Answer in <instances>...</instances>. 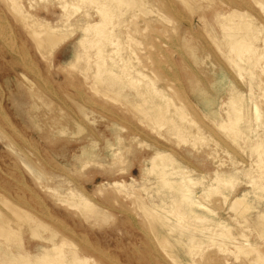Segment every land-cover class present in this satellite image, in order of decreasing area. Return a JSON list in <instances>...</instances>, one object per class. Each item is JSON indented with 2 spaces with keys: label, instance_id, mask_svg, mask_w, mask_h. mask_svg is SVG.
<instances>
[{
  "label": "rangeland",
  "instance_id": "obj_1",
  "mask_svg": "<svg viewBox=\"0 0 264 264\" xmlns=\"http://www.w3.org/2000/svg\"><path fill=\"white\" fill-rule=\"evenodd\" d=\"M15 1L23 10L63 28L68 38L51 53L39 52L35 40L17 20L18 12L11 3L0 0V27L10 30L0 29V209L11 214L7 205L1 204L8 200L33 217L31 224H23L19 230L22 248L19 238L5 242L0 236V246L7 255L35 253L36 249L37 255L64 237L74 247L64 244L61 253L70 257L75 248L90 258L87 264H214L207 257L213 250L223 264H250L257 252L246 254L235 246L259 243V249L264 248V237L259 236H264V71L254 69L257 73H251L246 56H242L241 68L232 65L238 57L223 41L227 28L216 17L228 8L244 12L236 22L250 19L256 35L252 44L264 55V0H216L214 7L198 9L173 0L177 10L167 13L170 20L164 23L156 19L151 23L155 30L150 28L156 31L159 27L155 33L148 28L135 35L138 45L143 44V48L137 45L146 58L141 57V63L149 66L143 70L147 75L143 79L168 99L161 101V110L170 117L163 122L138 113L131 103L133 90L129 86L121 84L116 92L109 80L94 82L95 48L82 43L79 26L85 13L96 15L95 9L84 4L80 11L65 10L62 0ZM157 3L152 5L154 10H159ZM140 14L145 18L149 13ZM8 40L15 41L21 54L5 45ZM261 62L264 65V59ZM123 77L128 79L126 74ZM105 90H110L106 97ZM236 94L242 95V103L234 106L230 99ZM177 107L188 118L174 112ZM32 113L37 116L35 122ZM156 151L161 162L154 157ZM184 177L188 180L183 184L190 190L187 197L182 189L164 182ZM137 195L142 203L171 215L163 222H169L172 233L163 223L156 229L150 226L138 210L139 203L135 204ZM236 199L241 209H247L238 216L235 209L228 208ZM83 206L92 209L83 210ZM94 212L102 214L92 220ZM41 221L46 226L37 227L40 236H35L29 226ZM157 233L165 234L180 248L177 256L183 262L168 252ZM192 239L202 244L203 250L190 251ZM3 255L0 252V264L13 261L14 255Z\"/></svg>",
  "mask_w": 264,
  "mask_h": 264
},
{
  "label": "bare ground",
  "instance_id": "obj_2",
  "mask_svg": "<svg viewBox=\"0 0 264 264\" xmlns=\"http://www.w3.org/2000/svg\"><path fill=\"white\" fill-rule=\"evenodd\" d=\"M4 1L6 3H8V5H9V3H11V5H12L11 7L18 12L17 13V16H16L18 18L17 20L21 23V25L24 28L27 29L28 34L33 38V39L32 38L31 39L32 40H35L34 41V44H37V47L39 49V52L44 53L45 51H49V52L50 51H53L54 50V47L57 46L60 41L62 42L64 38L66 39V37L68 36V33L67 32H63L62 31L63 28H58V26L57 25H54L50 20L39 18L38 16H36V14L30 13V12H27V11L23 10L22 9V6L19 3H17L15 0H4ZM203 1H206V3L203 2ZM215 1L216 0H180L179 2H182L183 4L189 6L190 8H196V9H198V8H205V7H214L215 5H217V4H215ZM155 2H160V4L157 3L160 6L159 7V10H158V8H156V10L158 11V13L156 15L154 14L157 18H154L152 16L153 12L156 11L152 7V5L154 6ZM258 2H261V1H258ZM84 4H87L88 6L92 7L93 10L95 9V11H96V15H94V14L91 15L89 13H85V15H84L85 16L84 17L85 19H81V21H84V23L79 26L80 29H81V31H82V33H83L82 43H84V44L85 43H89L92 48H95V53L93 54V58L94 59L92 61V64H93L92 66H94V75H95V78H96V79H94V80H96L94 82H97L98 83V81H101V80H103V81L106 80L105 82H107L109 80L111 82L110 87L111 88H115L116 87V92L118 91V87L121 84H123L125 86H129L133 90V98L131 100V103L134 106V108L137 109L138 113H142V117L143 118H151L152 120L157 121V122H163L164 120H169L170 117H168V115L161 110V108H162L161 101L162 100H168L167 97L165 95H163L162 92L159 89H157L154 85H150L149 84V81H146L145 79H143V78H146L147 77V75L144 74L143 70L144 69L147 70L146 68H149V66L146 63H143V62L141 63V59L142 58L143 59L145 58V57H142L143 55L141 53L144 54V52L140 48H137V45H138L139 40H138V38L135 35L137 33H141L140 35H142L143 30L148 29V28H149L150 31H151L150 28H153L155 30V27L151 26V23H153L156 19L162 20V22H164V23L166 22V20H170V17L167 16V13H169V12H173V13L176 12V10H177L176 3L175 2L173 3V0H62V8H64L65 10L66 9H69V8H75V11H76V9L79 10V8L81 6L83 7ZM263 4H264V2H263ZM185 5H183V6H185ZM65 10H64V12L66 13L65 15H66V18H67L65 23H68L70 19L68 17V13ZM140 12H143V14H145V13H149V14L147 16L145 14L144 15L145 18H142V16H141L142 13L140 14L141 17H139V15H138ZM75 13L76 12H73V14H75ZM137 16L139 17L140 21L137 20ZM242 16H244V12H242L240 10H237V9H234V8H233V10H232V8H228V9L224 10V12H223L222 15L219 14L216 17L217 18V22L219 24H221L223 27H226L227 28V30H225V31L223 29V31H224L223 36H222L223 41L226 42L227 46L230 47V49H232L233 52L236 53L235 54L236 57L239 58V60L237 58V60L235 61L236 65L234 63H232L233 66H237L238 65L236 68H239V67L241 68V66H242V64H241L242 56H246L247 59L250 62L249 71L251 73H254L255 74V73H257L255 70L256 69L257 70L260 69L259 72L260 73H263L262 71H264V65L262 64L261 60L264 59V55H263V52H261L258 47H255L252 44V39L255 38L256 35H255V32L252 29V27H253L252 26V23L249 22L250 19H247V18L242 19L241 18V21L238 20L239 22H236V17H242ZM158 20H156V21H158ZM139 22L141 23V25H140ZM116 25H118V29L117 28L115 29V26ZM2 26L3 27H0V29L3 32L4 31L5 32H8V33L10 32V30L7 31V27H5L4 25H2ZM158 28L159 27L156 28V31H157ZM153 29H152V31H154ZM163 29H164V27H163ZM156 31H154V33ZM165 31H166V29H165ZM17 33H19V31H17ZM158 33H159V31H158ZM160 33H161V31H160ZM256 33H257V31H256ZM145 34H148L147 31H146ZM7 36H9V34ZM144 36H146V35H144ZM148 38H150V36H148ZM147 40H149V39H147ZM14 42H10V40H8L7 44H5V45L8 46L11 51H13L15 53L16 52L17 53H20L17 50L18 49V46L17 45L15 46V43ZM134 42H136L137 44L135 43V45H134ZM109 45H111L112 47L110 49H106ZM140 46H142V48H143V44L140 45ZM52 48H53V50H52ZM147 48L149 49V46ZM143 50H147V49L145 48ZM85 55L90 56L91 53H86ZM148 56L150 58L151 55H148ZM146 57H147V55H146ZM116 58H120V59L117 60ZM195 58H197V57H195ZM151 59H152V57H151ZM24 60H25V58H24ZM144 60H146V58ZM231 62H232V60H231ZM13 63H10V64H13ZM23 64H24V62H23ZM13 65H16V64H13ZM239 71H241V70H239ZM259 72H258V74H259ZM124 74L127 75L128 79L126 77H123ZM134 75H137V76L139 75L140 78H138L137 76H134ZM24 77H26V79L28 80V81L26 80V82H29L28 77L27 76H24ZM260 78H262V77H260ZM23 79H25V78H23ZM262 79L261 80L259 79L260 80L259 82L263 83L262 82ZM142 81H144V83H142ZM45 84H47V83L45 82ZM50 84H52V83L50 82ZM263 85H264V83H263ZM99 86H101V83H100ZM94 89H95V87H94ZM48 91H50V90H48ZM98 91H96V93H98ZM109 91L110 90H105V92H104L105 97L107 96L106 95L107 94L106 92H109ZM29 92H32V90L29 89ZM102 93L100 94V96L102 95ZM111 98H113V97H111ZM170 100L171 99H169V101ZM230 100H231V104H233L235 106L238 102H240V100H242V95L236 94ZM36 101H38V100H36ZM39 101L41 102V100H39ZM240 103H242V102H240ZM53 104H52V106H53ZM166 104H168V103H166ZM49 106H47V109H48V107L51 109V105H49ZM33 107L36 108L35 104H33ZM45 108H46V106H45ZM40 109H42V108H40ZM50 109H48V110H50ZM173 109H174V112L177 111L176 113L177 114H180V116L182 117V119L188 118V115L187 114L185 115L184 114L185 112H183V110L181 111L178 107L177 108H173ZM167 110H169V107H168ZM83 111H85V110H83ZM234 111L237 112V109L234 108ZM60 112H61V110H60ZM30 117H31L32 121L35 122V120L37 118L36 114L32 113L30 115ZM62 117H64V116H62ZM236 119L238 121V118H236ZM52 121H54V120H52ZM232 124H233V122H232ZM235 124L237 125V123H234L233 126ZM65 130L67 131V128ZM58 131L61 132V130H58ZM196 134L198 135L199 134V131H197ZM143 143H145V142H143ZM155 155L156 156H154V157L157 158V160L161 158L160 152L159 153L157 152ZM162 155H164V154H162ZM167 156H169V155H167ZM167 156H166V159H167ZM161 159H160V162H161ZM171 159H173V158H171ZM163 160H162V162H163ZM152 161H153L152 164H154V162H155L154 161V158H153ZM166 161H169V160H166ZM84 166H85V164H84ZM155 166H156V164H155ZM154 169H156V167ZM157 169H159V166H157ZM162 170H163V173L162 174H164L165 169H162ZM158 172H161V171H158ZM159 177H161V176H159ZM187 180L188 179L186 177H184V180L173 181L171 179H166V180H164V182H165V184L172 185V186L174 185V186H176V188L182 189L184 191L183 192L184 193V196L187 197L189 195V193H190V190L188 188H186L184 186V184H183L185 181L187 182ZM164 182L161 181V183H164ZM220 182L221 181H219V183ZM161 183H159V184H161ZM5 184H7V183H5ZM165 184H162V185L164 186ZM115 185H118V184L116 183ZM217 185H219V184H217ZM217 185H216V187L218 188ZM163 186H162V188H163ZM164 188H166V187H164ZM20 190H22V189H20ZM28 190H29V188H28ZM4 191H5V189H4ZM7 193H9V192H7ZM127 193H129V192H127ZM127 193H126V195H128V196H131L132 195V194L129 195L130 193L129 194H127ZM131 193H134V192H131ZM19 197H20V195H19ZM223 199L226 200V198H223ZM16 200H18V199H16ZM64 200L67 201V199H64ZM134 200L136 201L135 204L139 203L137 205V206L140 207L138 210H141V212H142L141 214L143 215L142 217H145L147 219V220L145 219L147 222L149 221L150 226L152 225L155 228L156 226L161 225L163 223V225H164L163 227H165V229H167L169 231V233H172L173 227L170 224H168L169 222L168 223H165L167 221L163 222V220L168 219L169 216H171L169 213H166L162 209H154V208L149 207L148 205L142 203L143 200H140L139 197H138V195L136 197H134ZM215 200H212V201H215ZM173 201L176 204H178L175 200H173ZM5 202H6V204L5 203H1V204H4V205H2L4 207H5V205H7L6 207L9 208V211H10L11 214L6 213V212H4L3 210L0 209V236H2V238H6V241L5 242H7V240L10 239L11 237H17V238H19V240H21V242H20V248H22V239H21V236L19 234V232H21V231H19V230L23 227V224H25V225L31 224V222L33 220V217H32V215H31L30 212H28L24 208H21L20 206H18V204L16 205V204H14V203H12V202H10L8 200H6ZM69 202H70V200H69ZM85 202L86 201H84V203ZM72 203H73L72 205H74V202L73 201H72ZM40 206H42V205H40ZM75 206L78 207L77 204ZM26 207H28V206H26ZM73 208H74V206H73ZM203 208H206V207H203ZM228 208H230L232 210L235 209V211H233V212H236V216H238L239 214H243L244 212L247 211V209H241V204H240V202H239L238 199L231 201ZM30 209H33V208H30ZM91 209H92L91 206H86V207L83 206V210H87L88 211V210H91ZM44 211L45 210H43V212ZM133 211L135 212V210H133ZM131 213H133V212H131ZM101 214H102V212H94L91 215V218L90 219H92V220L93 219H96ZM53 218H55V217H53ZM37 220H39V219H37ZM146 221H143V223L146 222ZM216 221H218V220H216ZM219 222H220V219H219ZM62 223H63V221H62ZM155 224H157V225H155ZM239 224H240V222H239ZM39 226L42 227V226H46V225H45V223L43 221H41L35 227L29 226L30 227V231L32 232L33 235L40 236L39 235V231H37V227H39ZM241 227H243V226H241ZM241 227H240V229H241ZM226 229H227V227H226ZM243 230H242V233H243ZM228 231H230V230H228ZM157 235L163 241L164 247L168 250V252L178 262H183L182 259L179 256H177V254L180 253L178 251L180 248L177 249L178 246L176 244H174L172 241H169V239L167 238V236L165 234L160 235V233H157ZM230 236H231V234H230ZM259 236H260V238L264 237L263 234H261V233H259ZM57 237L58 236H56V238ZM211 237H214V236H211ZM234 237L235 236L233 235V238ZM52 240H54V239H52ZM149 240H151V239H149ZM212 241H215V240H212ZM234 242H238V241L235 240ZM85 243H86V241H85ZM179 243L181 244L180 241H179ZM64 244H68V246L70 245L71 247H74V244L73 243L69 242L66 238L62 237V239H60V241L54 240V242H52V245L51 246H45V247H43V251L42 252L40 251V253L37 254V255H35L36 252H37L36 251L37 249L35 250V253L27 252L26 251V253H20L19 255H14L13 253H10L9 255H7L6 249L1 248V246H0V252H3V254H4L3 256L7 255V257H10V255H14L13 256V261L16 264H23L24 261L27 262V263L28 262L29 263H33L34 261H36V262H39V264H41L43 262L45 264H87V262L90 260V258L88 256L80 253L75 248H74V250L72 249L73 250V254L70 257L64 256L61 253V250H62ZM238 244H240V245L235 246V247L238 248L237 249L238 251L239 250L240 251H243V253H246V254L247 253H250L251 251H254V250H255V252H257V257H254L252 260H250L251 261L250 264H257V263L264 264V248H263V250L259 249V245H260L259 243L246 244L244 242H240ZM262 246H263V244H262ZM82 248H84V246H82ZM203 248L204 247H203L202 244L195 242V240H193V239L191 240V244H190V248H189L190 251L194 252L193 250H196V249L199 250V251H201V250H203ZM215 249L216 250L217 249L219 250L221 248H215ZM221 250H223V249H221ZM96 251H98V250H96ZM52 252L54 253V255L52 254ZM214 252L215 251L213 250L211 252V254H209V256H207L208 257V260L210 262L214 263V264H223L222 259H220ZM216 253H219V251H217ZM232 253L234 254V252H232ZM235 254H237V253H235ZM104 256H105V254H104ZM13 261L10 260L9 261V264H13L14 263ZM246 262H248V261H246ZM199 263H201V262H199ZM94 264H99V262L98 263H94Z\"/></svg>",
  "mask_w": 264,
  "mask_h": 264
}]
</instances>
